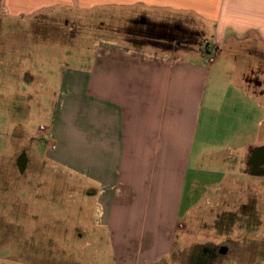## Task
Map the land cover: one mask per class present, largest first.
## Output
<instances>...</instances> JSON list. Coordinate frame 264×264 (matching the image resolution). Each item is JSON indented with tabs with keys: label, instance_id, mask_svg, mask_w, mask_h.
<instances>
[{
	"label": "crops",
	"instance_id": "obj_1",
	"mask_svg": "<svg viewBox=\"0 0 264 264\" xmlns=\"http://www.w3.org/2000/svg\"><path fill=\"white\" fill-rule=\"evenodd\" d=\"M101 8L134 20L159 11L161 20L149 19L157 24L183 15L214 25L215 53L162 50L164 40L140 44L145 36L128 32L123 45L93 47L91 69L62 81L58 134L46 141L45 162L95 200L91 225L106 232L86 233L83 245L106 236L118 264H153L181 251L176 235L205 187L196 175L222 174L203 164L233 151L236 162L263 141V85L247 74L264 77V0H0V21ZM200 54L214 58L205 63Z\"/></svg>",
	"mask_w": 264,
	"mask_h": 264
},
{
	"label": "rangeland",
	"instance_id": "obj_2",
	"mask_svg": "<svg viewBox=\"0 0 264 264\" xmlns=\"http://www.w3.org/2000/svg\"><path fill=\"white\" fill-rule=\"evenodd\" d=\"M143 14L149 24L161 20L159 11L144 10ZM174 17L177 21L165 17L166 25L186 30L184 39H190L181 42V50L214 52L213 24ZM135 20L129 13L101 8L0 21V264H118L106 236L101 241L92 239L94 245H83L86 233L106 232L91 225L95 200L60 169L49 166L44 156L46 141L58 134L62 81L91 69L93 47L123 45L130 40L128 33L145 36L138 41L146 43L149 35ZM158 46L177 50L165 40ZM201 57L205 63L214 58L211 54ZM245 66L252 68L250 63ZM260 80L264 92V77ZM259 102L264 104V95ZM31 134L35 137L30 138ZM250 138L246 135L244 141ZM21 154L24 162H19ZM233 156L235 151L221 164H203L202 168L222 169V174L205 181L196 175L205 187L195 190L188 226L176 235L174 246L181 251L153 264H190L192 247L218 248L222 242L229 246V253L218 256L213 264H264V176L251 173L245 150L239 151L237 163ZM247 200L254 208L240 211ZM252 239L254 245L245 244Z\"/></svg>",
	"mask_w": 264,
	"mask_h": 264
},
{
	"label": "flooded vegetation",
	"instance_id": "obj_3",
	"mask_svg": "<svg viewBox=\"0 0 264 264\" xmlns=\"http://www.w3.org/2000/svg\"><path fill=\"white\" fill-rule=\"evenodd\" d=\"M135 24H137L139 27H145V33L149 36H154L157 38V40H165L166 42L170 44H174L176 47L182 48L181 42H189L190 39H184L185 36H187L186 30H178L177 26L172 25H166L163 23L158 24H149L148 21H146L144 18L140 17L136 19ZM133 22V23H134ZM141 25V26H140ZM158 28L157 31L154 29ZM136 33V32H135ZM150 40L152 41V37H150ZM184 40V41H183ZM249 83L253 85H258L257 87H261L263 84L261 81H258L259 72L258 71H250L248 74ZM248 81V80H247ZM19 162H24V156L21 154L18 156ZM249 165L251 169V173H253L255 176H264V141L262 144L256 146L249 152ZM248 200L246 203H242L240 205V211H243L247 207H253L254 206H248L247 205ZM255 239H252V241H244L245 244L254 245ZM210 245H202V247L191 248V253L196 251V254H191L188 261L190 264H213V262L216 260L218 256H227L229 253V246H227L225 243H220L218 245V248L215 246L209 247ZM194 255V256H193ZM192 257V258H191Z\"/></svg>",
	"mask_w": 264,
	"mask_h": 264
},
{
	"label": "trees",
	"instance_id": "obj_4",
	"mask_svg": "<svg viewBox=\"0 0 264 264\" xmlns=\"http://www.w3.org/2000/svg\"><path fill=\"white\" fill-rule=\"evenodd\" d=\"M164 47H166V48H167V46H164Z\"/></svg>",
	"mask_w": 264,
	"mask_h": 264
}]
</instances>
